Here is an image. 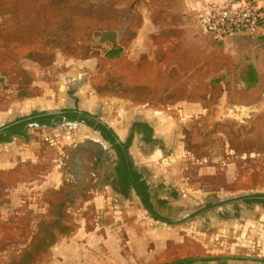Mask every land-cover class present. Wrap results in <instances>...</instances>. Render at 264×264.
Instances as JSON below:
<instances>
[{
  "label": "rangeland",
  "instance_id": "1",
  "mask_svg": "<svg viewBox=\"0 0 264 264\" xmlns=\"http://www.w3.org/2000/svg\"><path fill=\"white\" fill-rule=\"evenodd\" d=\"M212 1L0 0V114L47 94L46 109L89 112L123 137L148 120L155 141L131 153L171 222L116 192L113 153L98 164L96 135L62 122L63 143L46 139L34 159L0 171V264H23L59 213L67 229L32 264H264V208L233 209L264 194V37L203 33ZM222 201L220 223L203 210ZM99 227L106 256L94 249Z\"/></svg>",
  "mask_w": 264,
  "mask_h": 264
},
{
  "label": "crops",
  "instance_id": "2",
  "mask_svg": "<svg viewBox=\"0 0 264 264\" xmlns=\"http://www.w3.org/2000/svg\"><path fill=\"white\" fill-rule=\"evenodd\" d=\"M252 67H254L255 71H258V72L260 71V68L256 67L255 65ZM66 99H68L67 96H66ZM47 102H50V99L48 98V95L46 94L43 97L24 100L22 103L19 104L18 108L16 109L14 108L12 110V115L10 114V112L8 113L2 112L0 114V128L13 124L18 119L30 116L34 113H39V114L46 113L47 115H49L48 112H53V111H51L50 109H46L50 107L49 105H47L48 104ZM72 110H75V109H72ZM56 111H62V110H56ZM99 121L102 122L103 124H106L109 128L113 129L115 133L120 137L121 140H126L127 137L132 134V127L134 126V124L137 122H140V120L134 121L128 133H125V136L123 138L122 136L123 132L121 131L122 127L120 125L115 124V123L114 124L109 123V122L107 123L102 120H99ZM144 122L150 124L148 120ZM63 124H68V123H63ZM63 124L61 121L58 123H54V125L52 126H44V125L41 126L36 123H32V124H29L28 127L26 128L25 134L9 135L7 132L1 133V135L3 136L8 135L9 140L0 141V171H5L6 169H9V168L19 167L20 165L24 163V161L28 159L29 160L34 159L35 156L38 154L39 147L43 145L46 139L52 138L56 142L60 141L61 143H63L62 138L67 139V137L65 136L67 134L63 133V129H62ZM76 124L81 126L88 133L96 135L95 136L96 138H94V140L93 138H86V142L84 141L86 145L87 143H89V139H90V140L96 141L99 145L109 149L108 143L103 140V138L100 136L98 132L94 131L93 129L87 127L86 125L82 123L78 122ZM154 138L156 137L154 136ZM133 140H134L133 142H135L136 140L138 142L140 141L142 142L143 137L141 134L135 133ZM136 158H140L142 160V155L138 153ZM135 164L141 167L142 162L140 164L136 162ZM57 176L60 177V171L57 172ZM57 176L54 177L53 182L55 183L58 182L57 184H59L60 181H58V178H56ZM48 180L46 179L44 181H41L40 183H36V186H39L42 190H44L48 187L47 185H49L50 181L52 183L51 178H49ZM131 196L133 198L138 199L137 195L134 192H132ZM258 205H261L262 208H264L262 204H258ZM245 206L247 208L248 204L242 201L241 204H237L236 206L233 207V209H235L238 215L240 213V216L243 218L247 214ZM96 230H97L96 232L91 234L92 238L96 239L95 244H94L95 245L94 249H96L100 253L102 252L101 253L102 256H106V254L102 251V249H103V246L107 245V244L105 245V243H108L106 241L107 236L102 234V231H103L102 227H99ZM101 235L103 237H101ZM108 236L111 237L112 235L108 234ZM99 258H95V259L92 258L93 261L87 264H108L110 262V257H107L105 260H101L102 257L100 258V260Z\"/></svg>",
  "mask_w": 264,
  "mask_h": 264
},
{
  "label": "trees",
  "instance_id": "3",
  "mask_svg": "<svg viewBox=\"0 0 264 264\" xmlns=\"http://www.w3.org/2000/svg\"><path fill=\"white\" fill-rule=\"evenodd\" d=\"M123 53V50L121 48H113L109 50L108 55L112 58L118 57ZM250 82H255L256 80V71L254 67L250 68ZM64 115L67 117V119L71 122L80 121L86 124L89 127L94 128V122L88 121V118H93V116L85 111H79V110H72L67 109L64 110ZM80 116V117H79ZM62 121V117L60 115H47L46 113H34L30 116L20 118L16 121V123L10 124L9 127L6 129L7 133L9 135H20L25 134V130L29 124L36 123L41 126H52L55 123H58ZM6 128V127H5ZM97 130H101L105 134V138L107 140L112 141L115 143V141L118 139L116 133L113 131V129L109 128L106 124H99L97 127H95ZM136 132H142L144 133V140L147 143H152L155 141L153 138V128L146 123H135L133 126V133L130 136L128 142L126 143L125 147V153L121 152L120 156V162L119 165L116 168V171L118 173V181L119 185L122 186V194L124 196L129 197L131 195V191H135L137 196L140 197L144 207L148 210L150 215L155 220H160L161 217H159L156 213V211L153 208L151 200V193L150 188L151 186L147 184V181L143 179V174L136 166L132 156L129 153V148L132 145L134 134ZM8 135L3 136L0 135V141H8ZM244 202L246 204H262L264 207V194H258L252 198H245ZM217 259H209V260H203V262L212 261ZM191 261H179L175 262L173 264H190ZM264 263V260H263Z\"/></svg>",
  "mask_w": 264,
  "mask_h": 264
},
{
  "label": "flooded vegetation",
  "instance_id": "4",
  "mask_svg": "<svg viewBox=\"0 0 264 264\" xmlns=\"http://www.w3.org/2000/svg\"><path fill=\"white\" fill-rule=\"evenodd\" d=\"M66 110H67V109H66ZM81 112H82V111H81ZM88 113H89V112H88ZM90 114H91V113H90ZM91 115L93 116V118H88L87 120H88V121H91V122H94V128L87 126V125L84 124L83 122H80V121H78V122H79V123H82V124H84V125H86L87 127L93 129L94 131L98 132V133L100 134V136L103 138V140H104L105 142L108 143V146H109V152L113 153L112 156H113V159H114V161H115V162H114V178H113V180H112L113 182L111 183V186H112V188L115 189V191L117 190L118 193H120L121 195L124 196V194H122V186L119 185V181H118V173H117V171H116V168H117V166L119 165V162H120L121 152L125 153V149H126L125 145H126V143L128 142V140H129V138H130V136H131L132 134L129 135V136L127 137L126 140H121L120 137L116 134L117 137H118V139L115 141V143H113L112 141L107 140V139L105 138V134H104L103 131H101V130H97V129L95 128V127H97L99 124H103V123L100 122V121L97 119L96 116H94L93 114H91ZM60 117H62V121H61V122H63V123H68V124H71V123H72L71 121H69V120L67 119V117H65V115H64V110H62V114H60ZM79 117H80V116H79ZM14 123H16V122H14ZM54 123H55V122H54ZM137 123H146V122H144V121H140V122H137ZM146 124H148V123H146ZM149 125H150V124H149ZM150 126H151V125H150ZM5 127H6V128H5ZM8 127H9V125H8V126L1 127V128H0V135H1V133L7 132L6 129H7ZM27 127H28V126H27ZM151 127H152V126H151ZM152 128H153V127H152ZM113 131H114V130H113ZM114 132H115V131H114ZM132 133H133V127H132ZM136 133H138V132H136ZM139 134L142 135V137H143V141L147 144V142L144 140V133L139 132ZM123 138H124V137H123ZM153 138H154V136H153ZM154 139H156V138H154ZM118 140H120V143L117 142ZM133 141H134V140H133ZM132 145H133V142H132ZM132 145H131L130 148H129V153H130L131 156H132V154H131V147H132ZM106 151H108V148H105V147L102 146V148H97L96 150L92 149L90 152L92 153L93 157L96 159L97 163H98V164H101V163H103L105 160H107V157L109 156V154H108V156L106 157V154H107ZM132 158H133V157H132ZM141 173H142V172H141ZM142 174H143V173H142ZM143 176H144L143 179L146 180V181H147V184L151 186V188H150L151 200H150V201L152 202L153 208H154V210L156 211L157 215H158L159 217H161L160 220H156V221H162V222H164V223L171 224V222H170L169 219H167V218H165V217H163V216L160 215L161 212H160V210L157 208L158 206H160V207L162 208V206H161V205H158V204L161 203V202H163V201H165V200H163V199L160 198V197H157V195H156V192H157V191H155L154 186L152 185L150 179H149L148 177H146L144 174H143ZM117 191H116V192H117ZM132 192H134V193L136 194L135 191H131V194H132ZM136 195H137V194H136ZM254 196H256V195L241 197L240 200L244 201L245 198H252V197H254ZM137 197H138L140 203L142 204L144 210H146V211L148 212V210L144 207V205H143V203H142L140 197H139V196H137ZM160 199H162V200H160ZM238 199H239V198H238ZM238 199H236V200H238ZM226 204H229V202L224 203V201H222V202H220L219 204H216V205L213 204V205H211V206H207L203 211H204V212H205V211L207 212V210H210L209 212L212 211V213L216 214V216H217V218H218V221H220V223H221V222H222V221H221V220H222V217H223V215H224V212H223V211H224V206H225ZM148 213H149V212H148ZM202 213H203V212H198V211L196 210V211H194V212H191L190 215H191L192 217H195V216H199V215L202 214ZM149 214H150V213H149ZM62 222H63V215H62V213H59V214L57 215L56 220H54V222H53L52 224H49V225L46 227V229L44 230V235H43V237L40 238V240L38 241V244L34 247L32 253L24 257V260L22 261L23 264H32L33 261H34V259H35L36 256H37V254L40 253V252H42L44 249H46V248H47V247H48V246H49V245L55 240V237H56V236H55V230H56V229H58L60 232H64V231L67 229L65 226H63ZM221 225H222V224L218 225V227L221 226ZM19 263H20V262H16L15 264H19Z\"/></svg>",
  "mask_w": 264,
  "mask_h": 264
},
{
  "label": "built area",
  "instance_id": "5",
  "mask_svg": "<svg viewBox=\"0 0 264 264\" xmlns=\"http://www.w3.org/2000/svg\"><path fill=\"white\" fill-rule=\"evenodd\" d=\"M203 33L221 40L234 36L264 37V0H217L199 16Z\"/></svg>",
  "mask_w": 264,
  "mask_h": 264
},
{
  "label": "water",
  "instance_id": "6",
  "mask_svg": "<svg viewBox=\"0 0 264 264\" xmlns=\"http://www.w3.org/2000/svg\"><path fill=\"white\" fill-rule=\"evenodd\" d=\"M49 115H60L62 114V111H53V112H48ZM118 143H120V140L117 141Z\"/></svg>",
  "mask_w": 264,
  "mask_h": 264
}]
</instances>
